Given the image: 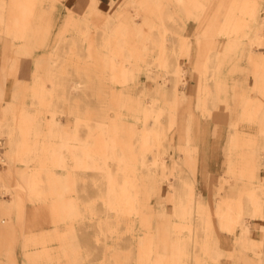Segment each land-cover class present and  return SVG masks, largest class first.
<instances>
[{"label":"bare ground","instance_id":"bare-ground-1","mask_svg":"<svg viewBox=\"0 0 264 264\" xmlns=\"http://www.w3.org/2000/svg\"><path fill=\"white\" fill-rule=\"evenodd\" d=\"M120 1L0 0L16 78L11 100L0 92L2 264H220L217 231L264 218V182L214 209L197 190L242 181L200 158L225 117L232 141L242 121L264 137V0ZM191 22L205 24L196 48ZM246 73L254 86L229 80Z\"/></svg>","mask_w":264,"mask_h":264},{"label":"crops","instance_id":"crops-1","mask_svg":"<svg viewBox=\"0 0 264 264\" xmlns=\"http://www.w3.org/2000/svg\"><path fill=\"white\" fill-rule=\"evenodd\" d=\"M78 1L83 0H72L71 5H76ZM101 6L103 10H108L110 8V0H101ZM204 30L205 24L203 23L201 25L197 24L196 22L189 23L188 28L185 30V34L191 35L193 37L195 48L196 35L202 33ZM208 32L209 39H214V33H212L211 30H209ZM220 41L224 42L225 39H221ZM9 51V47L7 46L3 48L2 43L0 42V92L4 91L3 98L5 102L12 99L16 83V78L14 76L7 77L8 62L10 59V56H8ZM256 52L264 54V46L256 47ZM182 61L183 63H185V60ZM188 80L190 82V85H188V89L186 88L185 90L187 91L188 95H192L194 97L195 102L196 97L198 96L199 77H197L196 73H194L189 77ZM208 80L211 81L212 79L209 78ZM229 80L243 81L248 87H252L254 86L257 78L252 73H246L229 78ZM253 94L255 95L257 93ZM223 108L224 105L221 106V109L216 110L215 114H219L220 112H222ZM199 112L200 111H196V113ZM201 121L205 122L203 120ZM230 121L231 118L227 116L225 117L224 122H220L219 127L223 130L222 135H210L208 137H202L197 142V144L200 145V149H202L200 152V158L201 160L208 162L207 166L212 174H215L217 176L225 175L226 177H228V172H233L235 170L240 174V177L242 178L240 185L237 186L235 185L233 180H230L224 186V190L221 191V185L219 184V182H216L212 186L205 185L202 182H198L197 190L200 192L204 200H207L209 203H211L212 209L216 207L217 200L220 197L218 196L219 193H223L225 197L231 198L239 191H248V188L259 187L260 183L264 182V137H257L255 140H251L248 135H250V133H255L256 128L249 123L242 121L239 128L243 136L240 142L232 141V138L229 136V134H231L234 129L230 126ZM212 122H209L211 129L216 126V122L213 120ZM238 145H240V152L236 150V147ZM167 192V188L163 190V194H166ZM258 192L264 193V190H258ZM1 204L2 197H0V205ZM29 206L31 208V205ZM1 209L2 208L0 206V221L2 216ZM167 210L169 212H172V203L167 204ZM246 220L251 228L250 232L247 235H244L242 227H237L234 232H229L227 230L217 231V235L222 239L221 247L225 251V257L220 264H259L258 258H256V256L264 251V218L247 217ZM217 224L218 222L216 220L215 225ZM33 228L36 229V226H29L28 231ZM242 233L244 236H247L246 242L244 243V240H242V243L238 244L237 240L243 237ZM234 252L236 253L235 255ZM235 256H239L240 261H238L237 257ZM4 259L5 258L3 257V254L0 253V264L3 263ZM19 260V264H21V257L19 258Z\"/></svg>","mask_w":264,"mask_h":264},{"label":"rangeland","instance_id":"rangeland-1","mask_svg":"<svg viewBox=\"0 0 264 264\" xmlns=\"http://www.w3.org/2000/svg\"><path fill=\"white\" fill-rule=\"evenodd\" d=\"M123 2H126V0H121L120 1V3H122V4H123ZM103 11L106 12V10H103ZM10 53L11 52L9 51L8 56L11 57V54ZM143 78H145V77H143ZM143 78L140 79V83H142V85L147 88V92H150L152 90V86L148 83V81L146 79H143ZM188 85H190V82H189ZM187 89H188V87H187ZM64 121H65L66 124H73V118L71 116H66ZM0 140H3V141L5 140L4 136H2L1 134H0ZM0 168L2 170L5 169L3 166L1 167V165H0Z\"/></svg>","mask_w":264,"mask_h":264}]
</instances>
